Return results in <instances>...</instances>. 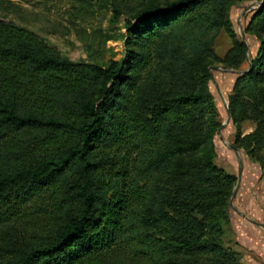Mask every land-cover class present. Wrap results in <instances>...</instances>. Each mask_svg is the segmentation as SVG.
Masks as SVG:
<instances>
[{
    "label": "trees",
    "instance_id": "obj_1",
    "mask_svg": "<svg viewBox=\"0 0 264 264\" xmlns=\"http://www.w3.org/2000/svg\"><path fill=\"white\" fill-rule=\"evenodd\" d=\"M70 1L124 16V48L72 60L0 20V264H105L120 248L143 264H244L222 239L236 175L215 163L209 67L243 71L234 145L264 170V0ZM242 1L257 3L251 59L229 19Z\"/></svg>",
    "mask_w": 264,
    "mask_h": 264
},
{
    "label": "rangeland",
    "instance_id": "obj_2",
    "mask_svg": "<svg viewBox=\"0 0 264 264\" xmlns=\"http://www.w3.org/2000/svg\"><path fill=\"white\" fill-rule=\"evenodd\" d=\"M0 1V20L19 24L36 32L72 60L91 57L102 61L113 55L117 59L122 54L124 40L118 35L125 31L124 16L113 21L110 10H99L95 6L92 10H85L70 0ZM255 7V1H242L233 5L229 11L232 26L241 39L244 37L250 55L255 53L258 41L255 36L246 32L245 25L250 11ZM112 35L114 38L107 39ZM229 46L230 40L222 30L216 38V52L223 55ZM210 67V90L221 124L225 123L221 132L218 133L217 130L214 137L215 163L236 175L229 197V222L224 226L222 239L227 247L239 253L244 264H264V170L234 145L235 127L230 119L227 120L225 107L236 71L239 70L230 69L220 63ZM253 129L251 122L243 123L244 134ZM229 144L236 147L238 152L229 148ZM239 159L242 160V173L236 194L232 197L237 184ZM124 249L115 250L105 264H143L140 260L131 258L125 252L127 249Z\"/></svg>",
    "mask_w": 264,
    "mask_h": 264
},
{
    "label": "water",
    "instance_id": "obj_3",
    "mask_svg": "<svg viewBox=\"0 0 264 264\" xmlns=\"http://www.w3.org/2000/svg\"><path fill=\"white\" fill-rule=\"evenodd\" d=\"M242 40L244 41V37L243 36H242ZM248 57H249V59H251V55L249 53H248ZM211 69H212V67L209 68V71ZM241 72H243V71H236V74H240ZM225 107H226V112H227V120H229L230 119V112H229V109H228V105L226 103H225ZM224 125H225V123L221 124L220 128L218 129V133L221 132V129L224 127ZM228 146H229V148L233 149V151L238 152V149L236 147H234L232 144H229ZM241 173H242V160L239 159L238 160V172H237V184H236V187H235V189L233 191L232 197H234L235 194H236V190H237V187L239 185L240 178H241Z\"/></svg>",
    "mask_w": 264,
    "mask_h": 264
}]
</instances>
